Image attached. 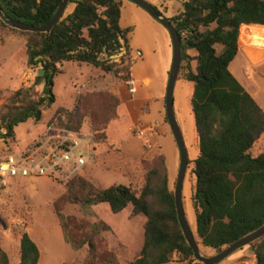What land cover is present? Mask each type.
Masks as SVG:
<instances>
[{
  "label": "trees",
  "instance_id": "16d2710c",
  "mask_svg": "<svg viewBox=\"0 0 264 264\" xmlns=\"http://www.w3.org/2000/svg\"><path fill=\"white\" fill-rule=\"evenodd\" d=\"M61 0H0L5 14L33 25L48 21ZM122 0H69L71 12L47 32H19L26 39V63L39 66L43 94L33 97L30 87H20L0 107V138L14 137V128L42 112L55 100L53 78L57 64L74 61L90 64L105 73L131 80L128 33L119 25ZM68 6V5H67ZM138 7V6H137ZM67 8V7H66ZM180 37L181 59L177 79L194 83L191 109L198 138V154L192 160L194 186V237L198 246L220 251L264 224V150L253 156L254 143L264 133V111L229 70L238 52L242 25L264 27V0H184L182 9L168 18ZM119 56V60H113ZM121 102L108 89L78 94L71 108L59 107L50 124L60 123L77 131L87 120L96 142L105 140V129L116 118ZM190 162V161H189ZM165 154L153 159L144 183L95 186L83 177L65 183L62 199L54 203L63 237L70 246L87 248L83 264H117L112 250L100 247L104 223L89 229L62 212V202L89 207L107 203L113 213L131 206L133 215L146 218L143 243L129 264H165L177 255L186 264H201L186 243L169 188ZM255 264H264V236L249 244ZM200 248V247H199ZM39 250L26 232L19 241V264H37ZM0 264H9L0 247Z\"/></svg>",
  "mask_w": 264,
  "mask_h": 264
},
{
  "label": "rangeland",
  "instance_id": "374dc122",
  "mask_svg": "<svg viewBox=\"0 0 264 264\" xmlns=\"http://www.w3.org/2000/svg\"><path fill=\"white\" fill-rule=\"evenodd\" d=\"M142 12L151 18L147 12ZM26 39L25 35L0 26V107L20 87H30V93L35 98L43 94L44 82H34L39 66H28L26 63ZM112 59L118 61L119 56ZM134 60L137 59L130 54V61L133 63ZM229 67L230 72L236 75V69H239L246 89L250 93L256 89L260 100L264 102L263 26L240 27L237 57ZM58 69L60 72L53 78L54 102L43 110L38 122L28 119L14 128L13 138H0V156L23 153L42 157L46 153L45 147H54L67 137L78 142V150L83 152L87 160L81 167H73L71 163L61 165L50 176L11 178L0 189V247L7 253L9 264H19V241L23 232L38 247L37 264H83L87 248L75 250L65 241L54 209V203L62 199L65 193V183L74 177H83L102 188L122 184L139 190L153 159L162 153L166 157L163 139L168 137L174 152V157L170 159L171 173L168 171L169 188L173 191L175 187L179 150L166 119L164 96L154 113L153 107H150L152 100L144 101L139 107L132 105L136 92L132 77L124 82L120 77L90 64L74 61H62ZM102 89L110 90L119 100L125 94L130 104L129 107L120 104L116 118L106 126L105 140L96 142L95 133L87 120L77 131L66 129L57 122L50 124L57 108H71L78 94ZM263 150L264 133L250 152L256 155ZM190 155H195L193 148H190ZM189 161L183 181L182 200L186 219L194 232L191 201L194 176L191 172L192 159ZM62 212L87 229L91 223L107 224L110 230L101 232L99 248L112 250L117 257V264H129L131 258L138 256L146 218L133 215L131 206L113 213L107 203L81 207L63 201ZM199 247L206 256L218 252L200 244ZM165 264H186V261L174 255ZM217 264H255V255L252 248L246 245Z\"/></svg>",
  "mask_w": 264,
  "mask_h": 264
},
{
  "label": "crops",
  "instance_id": "0c3cea01",
  "mask_svg": "<svg viewBox=\"0 0 264 264\" xmlns=\"http://www.w3.org/2000/svg\"><path fill=\"white\" fill-rule=\"evenodd\" d=\"M147 1L156 7L165 17L170 18L182 9V2L184 0ZM73 7L74 4H68L66 12H71ZM142 11L144 10L137 7V5L127 0H122L119 25L122 28L129 26L133 28L128 33L130 54L132 55L135 50H140L142 52V57L134 60L131 66L132 83L136 86V92L131 103L133 106L139 107L144 101L152 100L150 107H153V112L155 113L156 108L159 107V101H161V98L165 95L168 72L172 61V43L167 30L152 17L150 18L145 15ZM59 66L60 63L57 64V67ZM236 72H238L237 75L233 71L232 74L236 75L235 78L237 80L239 79L238 81L245 90L264 111V102L260 100L256 89H254V93H250L242 83L243 74L239 69H236ZM193 89L194 83L192 81L180 78L176 79L173 90L174 114L182 133L188 160L190 161L196 158L199 151L194 116L191 109ZM120 102L121 105H125L126 107L130 106L126 101L125 94L120 98ZM190 131H192V133ZM190 136L193 137L192 140ZM163 140L166 146V165L170 172L172 166V161L170 159L174 157V152L170 139L165 137ZM190 148H193L195 152L194 156L190 155ZM136 257L137 256H134L130 261Z\"/></svg>",
  "mask_w": 264,
  "mask_h": 264
},
{
  "label": "water",
  "instance_id": "95a60500",
  "mask_svg": "<svg viewBox=\"0 0 264 264\" xmlns=\"http://www.w3.org/2000/svg\"><path fill=\"white\" fill-rule=\"evenodd\" d=\"M127 1L137 5L138 7L146 11L154 20L160 23L170 35V39L172 43V61H171L170 70L168 72L167 85L164 95V105H165L166 119L170 126L171 132L173 134L174 140L179 150V164L176 175L175 187L173 189L176 218L186 243L192 249L193 257L197 261L203 264H217L220 261L227 258L230 254H232L236 250L246 245H249L250 243L264 236V224L259 228H257L256 230L250 232L249 234L234 241L230 245L224 247L214 255L206 256L202 254V252L200 251L198 242L196 241L192 229L188 224L183 208L182 188H183L185 173L188 166V155H187L186 147L184 145L182 133L176 121L174 109H173V90L177 79L179 66H180V59H181L180 37L174 26L168 20V18L165 17L156 7H154L147 0H127ZM68 2L69 0H61L60 4L58 5L52 17L43 24L33 25L30 23H25L16 20L14 18H11L10 16H8L3 12L1 7H0V20L8 27L19 31L47 32L61 19L63 13L66 10ZM43 73H44L43 70L38 71V75H43Z\"/></svg>",
  "mask_w": 264,
  "mask_h": 264
},
{
  "label": "built area",
  "instance_id": "2783aa9c",
  "mask_svg": "<svg viewBox=\"0 0 264 264\" xmlns=\"http://www.w3.org/2000/svg\"><path fill=\"white\" fill-rule=\"evenodd\" d=\"M132 56L134 59H140L142 52L135 50ZM45 151L42 157L23 153L0 156V189L11 178L50 176L56 173L61 165L71 163L73 167H81L87 160L83 152L78 150V142L67 137L54 147H45Z\"/></svg>",
  "mask_w": 264,
  "mask_h": 264
},
{
  "label": "bare ground",
  "instance_id": "6f19581e",
  "mask_svg": "<svg viewBox=\"0 0 264 264\" xmlns=\"http://www.w3.org/2000/svg\"><path fill=\"white\" fill-rule=\"evenodd\" d=\"M193 231V230H192Z\"/></svg>",
  "mask_w": 264,
  "mask_h": 264
}]
</instances>
